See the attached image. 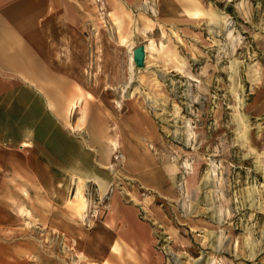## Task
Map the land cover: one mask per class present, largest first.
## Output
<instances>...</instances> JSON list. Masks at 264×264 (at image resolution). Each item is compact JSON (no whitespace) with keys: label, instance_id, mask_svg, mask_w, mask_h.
Returning <instances> with one entry per match:
<instances>
[{"label":"rangeland","instance_id":"1","mask_svg":"<svg viewBox=\"0 0 264 264\" xmlns=\"http://www.w3.org/2000/svg\"><path fill=\"white\" fill-rule=\"evenodd\" d=\"M102 1L62 126L81 169L26 123L0 150V264H264V0Z\"/></svg>","mask_w":264,"mask_h":264},{"label":"crops","instance_id":"2","mask_svg":"<svg viewBox=\"0 0 264 264\" xmlns=\"http://www.w3.org/2000/svg\"><path fill=\"white\" fill-rule=\"evenodd\" d=\"M104 1L119 17L140 4ZM94 4V0H0V150L3 143L18 142L19 124L26 123L27 140L19 147L43 149L57 159L62 171L81 169L83 147L62 126L69 103L77 108L81 101L74 99L82 87L74 77L84 73V33L98 19ZM116 216L117 229L122 224L119 234H137L134 215L121 216L118 211Z\"/></svg>","mask_w":264,"mask_h":264},{"label":"bare ground","instance_id":"3","mask_svg":"<svg viewBox=\"0 0 264 264\" xmlns=\"http://www.w3.org/2000/svg\"><path fill=\"white\" fill-rule=\"evenodd\" d=\"M94 2H95V0H94ZM96 4V3H95ZM94 4V9H95V11H97L98 12V14H99V19H105V17L104 16H102L101 15V13L99 12V5L98 4H96L95 5ZM214 17V16H213ZM103 22V21H102ZM109 31V30H108ZM121 42H124V43H126L127 41H126V39H124V37L121 39ZM128 48H129V56H130V59H132V57H133V47H132V44H129L128 45ZM143 51H144V60L146 59V49H145V44H143ZM133 62H134V58H133ZM120 67V66H119ZM88 75V74H87ZM143 140V139H142ZM26 145H29L28 143H25ZM113 144V143H112ZM114 145V147L116 148V147H118L119 146V144L118 143H114L113 144ZM112 167V166H111ZM114 167V166H113ZM112 167V168H113ZM101 168H110L109 166H105V165H102L101 166ZM81 191H80V189H78L77 190V192H76V194H79ZM87 203H88V201H87V199L86 198H84L83 199V202H82V205H80L79 207H78V210H79V213H80V215L83 217H85V211H86V208H87ZM86 206V207H85ZM115 206V205H114ZM78 258H79V260H82V259H84V258H86V256L85 255H82L81 253L80 254H78ZM88 264H94L93 262H89Z\"/></svg>","mask_w":264,"mask_h":264},{"label":"water","instance_id":"4","mask_svg":"<svg viewBox=\"0 0 264 264\" xmlns=\"http://www.w3.org/2000/svg\"><path fill=\"white\" fill-rule=\"evenodd\" d=\"M134 64L138 67L143 66L144 64V51L143 44L135 47L133 51Z\"/></svg>","mask_w":264,"mask_h":264},{"label":"built area","instance_id":"5","mask_svg":"<svg viewBox=\"0 0 264 264\" xmlns=\"http://www.w3.org/2000/svg\"><path fill=\"white\" fill-rule=\"evenodd\" d=\"M95 2L99 5L100 10L102 11L103 9V1L102 0H95ZM119 157H122V154L116 155L115 158L118 159Z\"/></svg>","mask_w":264,"mask_h":264}]
</instances>
